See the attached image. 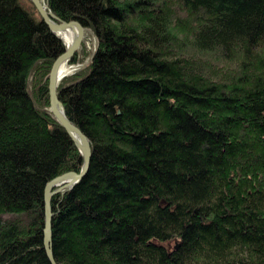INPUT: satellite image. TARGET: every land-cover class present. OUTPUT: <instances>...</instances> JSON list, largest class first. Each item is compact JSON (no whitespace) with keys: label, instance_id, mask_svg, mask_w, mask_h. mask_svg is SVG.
<instances>
[{"label":"trees","instance_id":"1","mask_svg":"<svg viewBox=\"0 0 264 264\" xmlns=\"http://www.w3.org/2000/svg\"><path fill=\"white\" fill-rule=\"evenodd\" d=\"M21 1L0 0V264H50L43 187L82 158L48 112L63 43ZM45 2L96 38L55 90L90 146L50 198L56 263L264 264V0Z\"/></svg>","mask_w":264,"mask_h":264},{"label":"water","instance_id":"2","mask_svg":"<svg viewBox=\"0 0 264 264\" xmlns=\"http://www.w3.org/2000/svg\"><path fill=\"white\" fill-rule=\"evenodd\" d=\"M35 7L37 13H39L41 20L47 25L48 29L52 34L61 38L57 35L60 31H64L69 28L75 29V36L72 38L68 44L63 45L64 49L60 52L56 58L53 60L51 66L49 67V72L47 76V91H48V112L54 116L58 124L64 127L68 135H70L73 143L77 146L82 157V163L79 171H64L59 175L53 176L49 179L43 187V248L45 250V255L50 264H56L55 259H53L52 248H51V205L50 198L56 192L64 191L73 187L76 182L83 177L88 169V163L90 159V146L89 139L87 135H84L81 130L75 124H72L67 118L63 111L62 102L59 101L57 97L56 86L58 85V76L60 71V66L68 62L71 59L73 53H75L79 47L81 40L83 38V31L85 27L78 23L75 19H69L67 21L60 19L55 14L51 13L47 9V4H44L42 0H30ZM46 5V9H45Z\"/></svg>","mask_w":264,"mask_h":264},{"label":"rangeland","instance_id":"3","mask_svg":"<svg viewBox=\"0 0 264 264\" xmlns=\"http://www.w3.org/2000/svg\"><path fill=\"white\" fill-rule=\"evenodd\" d=\"M21 2L24 3L25 5L28 4L26 0H22ZM82 40H83L82 44L84 45V48H85V54H81L78 52L76 55L77 56L76 61L69 63L70 65H72L71 73L82 70V68H84V66L87 63H89L91 59V54L96 46L95 35L89 29L85 28L84 38ZM71 73L68 75H71ZM65 76H67V74H65L64 77ZM1 216L5 218V215H1Z\"/></svg>","mask_w":264,"mask_h":264},{"label":"bare ground","instance_id":"4","mask_svg":"<svg viewBox=\"0 0 264 264\" xmlns=\"http://www.w3.org/2000/svg\"><path fill=\"white\" fill-rule=\"evenodd\" d=\"M42 2L44 3V4H47V2H45V0H42ZM45 9H46V5H45ZM47 9L51 12V10L49 9V7H48V5H47ZM52 13V12H51ZM39 14V13H38ZM54 14V13H53ZM57 17V16H56ZM84 31H85V29H84ZM84 31H83V34H84ZM57 35H59V36H61V38H59L61 41H62V43H63V45H65V44H68L69 43V41L72 39V38H74V36L76 35L75 34V29L74 28H69V29H66V30H64V31H60ZM83 38H84V35H83ZM82 38V39H83ZM83 40H81V42H82ZM81 48V43H80V47H79V49ZM78 49V50H79ZM77 50V51H78ZM76 51V52H77ZM75 52V53H76ZM69 62V61H68ZM68 62H65V63H63L59 68H60V71H59V76H58V84L60 83V80L64 77V75L65 74H70L71 73V71H72V65H70ZM63 105V104H62ZM63 111H64V108H63ZM54 117V116H53ZM77 147V146H76ZM82 158V157H81ZM82 163V162H81ZM75 172V171H74ZM43 238V237H42ZM53 254V253H52ZM56 262V261H55ZM57 264V263H56Z\"/></svg>","mask_w":264,"mask_h":264}]
</instances>
